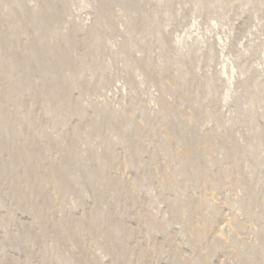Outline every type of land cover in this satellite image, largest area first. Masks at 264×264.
Segmentation results:
<instances>
[{
  "label": "rangeland",
  "instance_id": "374dc122",
  "mask_svg": "<svg viewBox=\"0 0 264 264\" xmlns=\"http://www.w3.org/2000/svg\"><path fill=\"white\" fill-rule=\"evenodd\" d=\"M0 264H264V0H0Z\"/></svg>",
  "mask_w": 264,
  "mask_h": 264
}]
</instances>
